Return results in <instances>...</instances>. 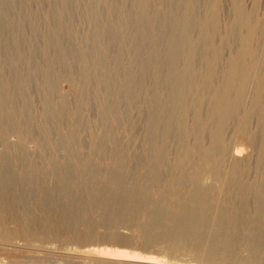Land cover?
I'll use <instances>...</instances> for the list:
<instances>
[{
	"label": "rangeland",
	"instance_id": "obj_1",
	"mask_svg": "<svg viewBox=\"0 0 264 264\" xmlns=\"http://www.w3.org/2000/svg\"><path fill=\"white\" fill-rule=\"evenodd\" d=\"M4 1L5 0L1 1L4 4L0 3V8L4 5L3 7H6L9 11H7L6 8L0 9L1 22L4 20L5 23L4 22L3 23H4V25H6V26H4L3 23L1 24V22H0V24H1L0 28H4V31L5 32L7 31L6 33H8V32L11 33V30H12V33L6 34L2 29H0V33L2 32L4 34L3 37L6 38L5 39L6 44L2 45V48L0 49V52H1L0 53V57H1L0 64L3 63V66H6L8 68V69L6 68V70L10 71V72H8L9 75L12 73L11 71H13V72L16 71L13 69H16L18 67L19 68L21 67V69H28L27 71H29V69L30 70L34 69L33 71H36L35 74L36 73L37 74H36V79L34 80V82L30 81L31 84L30 83L27 85L23 84V82L25 81L24 78H22L23 80L20 78L19 81H16V84L18 86L16 84H14L16 87V88L14 87V92H16L14 94V97L16 95L17 98L16 97L15 98L17 100L18 106H20V108H21L25 103H26V105L29 104V106H30L29 110L32 111L30 115L33 117V119H30L29 117H26V118L27 119L29 118L32 121L31 123L33 126H31V129H32L33 137L35 135L34 139L32 141L29 140L28 142H26L28 144L26 147H24L23 151H21V147H23V146H21V144L18 143V142H20L19 137H17L18 134L16 136L13 135L10 137V139H9L10 143H7L6 145L0 144V147H1L0 148V157L6 156V155H4V153L7 154L6 152L8 150L7 149L8 146H13L15 149V153L18 155V156H13V157L6 156L3 159V169H6L8 172H9V170H11L12 172L16 171L17 173H19L18 176L15 174L16 178L14 176L10 180L11 182L10 183L8 182V185H7V189L10 188L13 192L11 196L13 198H15L13 201L16 202V206H14L16 214L14 213V208L13 209L7 208L8 209L7 210L5 207V209H3L4 207L1 206V204H0V223H1L0 224V239L3 240L2 242L0 240V244H1L0 245V264H21V263L22 264L23 263L24 264H40V263L41 264H52V263L53 264H57V263H59V264H74V263L79 264L80 261H81V263L85 262V261L84 260L82 261L80 258H78L76 256H72V255L70 256L68 253H70V252L72 253V251H73L72 249L78 250L79 246H80L79 247L80 249L78 251H82L81 248H83V250H84L85 249L84 247L88 246V243L90 244V243H96V242H98V244L100 243L101 244L100 246H102V247L104 246V247L110 248V245H111V248L113 247L112 249H123V250H129L132 252L136 251L137 253L139 252L143 255H151V256H157V257L163 258V259H168V260H170L169 261L170 264L171 263L176 264V262L179 264L180 261L190 262L188 264H191V263L192 264H264V252L263 251H262V253L257 252L258 254L256 252L253 254V253H248L245 251H243V253H242V251H240V252H237L235 254V255H237V257H234L235 259L233 258L234 252L232 253V255H231V252H229L228 254L227 253L224 254L226 256L221 254L218 257H217V255L214 258L209 257L208 249L210 250L211 246L213 247L214 244L217 243L216 240H221V243H223L222 245H224L225 244L224 242L227 241V239H229L228 237L230 235L227 234V230H230L232 228L235 229L234 232L241 230L240 232H238V235H236L237 236L236 238H239L236 240H238V242H239L238 245L241 244L240 247H242V248H245V244H246L247 239H251V238L256 237V236L252 232L251 229H249L251 231L246 229L247 227L245 225L247 223H244V222L239 223V222H231V221L219 222L218 216H216L213 220L205 222L204 224L202 222V224H203L202 225L200 223V221L202 220V219L200 220V217H203V218L209 217L210 214L214 211L215 206L213 207V205H211V206H207V205L202 206L201 205L198 207L195 206L193 208H185V209L183 208L182 211L180 210L181 212L177 211V209L175 207H173L174 203H175V205L177 203V206L179 204L181 206V205L185 204L186 200H188V202H189V197H188L189 192L185 193L184 188L180 189V186H170L171 184L168 183L170 177L175 175V171L177 170V168L179 167V165L183 159L182 148H179V146L177 147V144L175 142L171 143V145L167 146L166 150H164L166 152V154H165L166 159H165L163 165H164L166 176L163 178L164 179L163 182H157L155 184L154 177L150 176L149 173L145 169H141V173H139L138 175L131 174V176H129L127 178V181H126L127 183H124L126 176L124 175L125 173H122V172L110 173L109 175L105 176L104 179L102 181H100V183L98 180V178H99V174H97L98 172L96 174H94V176H92V174L90 176H88V175L83 176L82 179L86 178L87 181L85 182V184L82 185L83 187L78 186V188H76V189L73 187L72 181H68L64 185H60V183H59V180H61V176H59V175H61V173L64 170L68 171V170H73V169L74 170H77V169L81 170V168H84V169L90 168L91 171H93V172H95V171H103L104 172V170L106 172H108V171H110V169L112 167H118V169H121V166L126 165L128 172H134V171H136L137 168H139V167L142 168V166L145 165V163L147 162V159H148L149 147L146 144V134H145V130H144L145 119H143L145 117L144 113L142 111L140 112V110L134 108V104H133V106L131 105L132 102L135 101V98H133V100L130 104L131 106H128V104H125V103L124 104L119 103L114 109V114H113L114 120L111 121L112 123L108 122V120H107L108 116L104 115L101 111L103 105L100 104L101 102L98 101V98H97V96H98L97 94H98L99 90L94 89V87H95L94 82H96V77L98 76V74L100 75L103 72L104 67H105L104 62L106 60L111 62V64L113 65L112 70L114 71V73H116L112 76L111 85L113 84V81H114L115 82L114 87L115 88L117 87L116 93H118L116 95L113 93L109 94L110 100L113 101L114 97L119 95L120 92H122L123 90L128 91L127 86H130V84H131L130 76H127V77L124 76V77H126L125 79H124V77L121 76L122 75L121 72H123L121 70L122 66H125V68L132 67L134 69H138L139 72L142 70V71L146 72L147 74H149L148 72L151 73V70L158 69L159 67H161V65L170 67L172 65H175L178 62H182V60H184V58L187 54L186 48H179V46H178V43L180 41H182V39H183V37H181L183 35V32H182L183 29L181 26V21L185 17V14H186L184 7H188V6H192V5L194 8L196 7V10H195V13H196L195 16L197 15L196 19H194V21L192 20L189 23V26H190L191 31H192L190 39H191V43L200 47L202 45V42L201 43L199 42V39L201 40L200 33H199L200 31H199L198 23H196L195 21L198 19L197 22H199L200 21L199 19H201L202 15H204V13H206L208 11H209V15H212V16L215 15L214 14V8L211 9V5H212L213 0H191V1L190 0H185V1L184 0H174V1L169 0V2L167 4L168 8L163 7V9H165L166 13L168 12L169 17H170V15L173 14V11L175 12V14L173 16H171L170 17L171 19L168 21L170 25L167 22L166 24H164L163 27L162 26L158 27V26H156V24H153L155 27L154 26L152 27V25H149L148 23L145 22L146 17L147 16L149 17V14H151V12L153 11V8L147 7L146 5H144L142 3L140 4L139 3L140 0H139V2H138V0H68V1L67 0H6L7 2L6 1L4 2ZM175 1L176 2L178 1V2L176 3ZM229 1H230V3H229ZM144 2H145V4L149 5L151 3H155V0H146ZM181 2H182V4H181ZM194 2H195V4H193ZM258 2H259L258 15L260 18H262L264 16V5H263L264 0H259ZM114 3H115V5H114ZM136 4H137V6H136ZM180 4H181V6H180ZM185 4H187V5H185ZM183 5H185V6H183ZM244 5L248 11H252L255 8V6L257 5V2H256V0H244ZM64 6H66V7H64ZM172 6H174V7H172ZM223 6H224L223 7L224 14L222 16V22H223V24L228 26L233 21V18H234L233 10L235 11V7H234V4L232 3L231 0H223ZM104 7L106 10L103 9ZM65 10H67L66 11L67 13L65 12ZM197 13H199L200 16ZM226 13H228V14H226ZM101 14L103 15L104 19L102 18ZM166 15L167 14H165V13H160L157 21L159 20V22H160L161 19L165 20ZM181 15H182V17H181ZM7 16H9V17L7 18ZM94 16H95V18H94ZM160 16H161V18H160ZM119 17H120V19H119ZM9 18H10V20H9ZM56 18H57V22H56ZM104 20H105V22H104ZM51 21H52V24H51L52 26L50 25ZM100 21H103V22L100 23ZM175 21H177V22H175ZM193 22H195V23H193ZM6 23L7 24L9 23V24L7 25ZM32 23L34 25H39V28L37 27L36 29H34ZM178 23H180V24H178ZM17 24H20L22 28H19L20 27L19 25L16 26ZM101 24L105 25V26L108 24L109 25L112 24L114 26L116 25V27H118V30L115 32L114 31L109 32V31H107V27L102 28ZM9 25H11L10 26L11 28L9 27ZM171 25H173V26H171ZM6 27H7V30H6ZM15 27H17V28L13 29ZM54 27H55V29H53ZM148 27H149V30L147 29ZM168 27H170V28H168ZM27 28H29L30 30ZM104 28H106V29H104ZM92 29H93V31H92ZM167 29H169V30H167ZM232 29L235 30V27H233ZM109 30H111V29H109ZM14 31H16L17 33L15 32V34H14ZM49 31L51 32V34ZM57 32H59V33H57ZM106 32H107V35H106ZM166 32H168V33H166ZM170 32H172V33H170ZM39 33H40V35H39ZM108 33H110L111 36ZM196 33H197V35H196ZM5 34H6V36H5ZM139 34L141 35V37ZM172 34H174V35H172ZM176 34H178V35H176ZM193 34L195 37L193 36ZM20 35L22 36V38ZM45 36H47V37H45ZM59 36H61L62 38L61 37L59 38ZM97 36H99V37H97ZM175 36H177V37L175 38ZM198 36H199V38H198ZM15 37H17L19 39V42H17L16 44L10 43V42L15 41V40H13ZM112 37L113 38L115 37V39L113 40ZM138 37H139V40H138ZM50 38H51V41H53L52 43H51V41H49ZM64 38H65V40H64ZM148 38L151 42L148 40ZM156 38H158V39H156ZM91 39H92V41H91ZM97 40H98V42H96ZM144 40L147 41V44L144 43ZM157 40L161 44H159L157 42ZM63 41H65V42H63ZM112 41H113V43H112ZM21 42H22V44H21ZM28 42H29V44H27ZM7 43H10V44H7ZM19 43L21 46L19 45ZM24 43H26V44H24ZM63 43L64 44L66 43V45H64ZM96 43H99L100 46L105 48L106 52L102 53L103 55H101V53L94 54L93 50H94V46L96 45ZM148 43H149V45H151L150 47H149ZM171 43H172V45H171ZM83 44L84 45L86 44V45L84 46ZM243 44H244V42H241V45H243ZM6 45H8V46H6ZM11 45H13V47L15 46L14 49L12 48ZM47 45H48V48H47ZM63 45H64V47H63ZM10 46L13 50L10 48ZM80 47H81V49H80ZM110 47H111V49H113V52H115L116 54L113 53L111 51V49H109ZM114 47L117 49H115ZM140 47H141V49H140ZM147 47H148V49H147ZM153 47H158L160 51L158 50L157 58L149 59ZM177 47H178V49H177ZM8 48H9V50H8ZM75 49L77 50L76 53L74 52ZM107 49H109V50H107ZM236 49H238V47H236ZM236 49H235V51H237ZM20 50H22L23 52H21ZM35 50H36V52H33ZM67 50H68V54H67ZM13 51L16 54V56H14ZM25 51H26V53H25ZM69 52H71V53H69ZM262 52H263L262 54H263V59H264V46L262 48ZM23 53H25V54H23ZM78 53H79V55H78ZM89 53H90V56L89 55L87 56V54H89ZM57 54H58V56H57ZM121 54H123V55H121ZM17 55L20 56V57L18 56L19 59L16 58ZM47 55H49V56H47ZM68 55L69 56L71 55V56L68 57ZM74 55L75 56L78 55V57H76V60L73 59ZM109 55L112 56L113 58L112 57L109 58ZM230 55H231V58L234 59V51H233V53L231 52ZM12 56L16 59H14ZM31 56H34V57L32 58ZM51 56H54L53 59ZM104 56L105 57L107 56V58H105ZM10 57H12V58H10ZM22 57H24V58H22ZM42 57H43V59H42ZM48 57H51V58L48 59ZM118 57H119V60H118ZM147 57H149V58H147ZM54 58H57L59 60L54 59ZM67 58H69V59H67ZM124 58H126V59H124ZM198 58L199 57L195 55L194 61L196 62L198 60ZM23 59H24V61H23ZM146 59H148V60L146 61V64H145L143 61ZM9 60L10 61L12 60V61L10 62ZM49 60H51V61L49 62ZM55 60H56V62H55ZM67 60H69V62H67ZM97 60H99V61L97 62ZM200 60H198V62ZM57 61L59 63H57ZM76 61L79 63H75ZM22 62H24V64ZM46 62H47V66H46ZM70 62H72V63H70ZM99 62H100V64H99ZM139 62H140V64H139ZM20 63L22 66L23 65H27V66L22 67L21 65H19ZM34 63H36V64L34 65ZM113 63H115V64H113ZM126 63H127V65H125ZM141 63H143L144 66L141 65ZM30 64H32V65H30ZM56 64H58L59 66ZM62 64H64L65 66ZM121 64H122V66H121ZM10 65H12V66H10ZM41 65H42V67H41ZM82 65H86V67L84 66L85 68L82 69V67H81ZM54 66H56V67H54ZM66 66H68V67H66ZM141 66H143V67H141ZM1 67H2V64H1ZM51 67H52V69H51ZM116 67H118V68H116ZM66 68H68V69L66 70ZM77 68H78V70H81L80 73H84V72L88 71V73L86 74L87 76H84L83 79H78L79 87L77 85H75L70 80L71 75L74 74L73 72L77 71ZM50 69L51 70L55 69L54 70L55 72H53V71L51 72ZM65 71H67V73ZM68 71H69V75H67V76H69V79H68V77L66 78V74H68ZM43 72H45V73H43ZM50 72H51V74H50ZM117 72H118V74H117ZM52 73H54V75ZM119 73H121V74H119ZM37 75H38V77H37ZM63 76L65 79L63 78ZM118 76H121L122 78L120 77V79H118L116 81ZM12 77H13V75H12ZM52 77H53V79H52ZM113 77H114V79H113ZM28 78H29V76H28ZM42 80H44V81H42ZM20 82H22V83H20ZM42 82H43V84H42ZM45 84H46V86L43 87V85H45ZM49 85H51V86H49ZM21 87H23L22 88L23 91H21L22 90ZM78 88H83V90H85L88 93V97L86 99V102L82 101V94H80ZM102 88L107 90L106 85ZM102 88L100 87V90H103ZM43 90H45V91H43ZM119 90H120V92H119ZM168 91H169V89H166L164 92V96L167 99L169 98V96L171 97V95H172V93L168 92ZM47 92H48V94H47ZM110 100L108 102H110ZM49 101H52L53 107L51 106V102H50L51 108L48 106ZM65 103L68 105V107L70 109L74 110L72 112L73 117H72V119L67 118L62 125L61 124L59 125V124H57L58 122H56L57 121V115L59 114L58 111L63 107V105L65 106ZM107 103H105L103 107H105L107 105ZM126 108H127V110H126ZM46 110L48 113H45ZM128 110L130 112H128ZM55 111H56V113H55ZM50 113H52V114H50ZM26 118H24V121L27 124L29 121ZM11 125H14V124L11 123ZM73 128H76V129H73ZM138 128L139 129L142 128V130H139ZM36 132H38L39 134ZM74 133H75V136H74ZM233 133L234 132H232L231 134H232V137L234 138L235 133L234 134ZM68 135H69V137H68ZM70 138H74V145L75 146L71 147L68 145L69 148H67L65 142H67L68 139H70ZM132 138H134V139H132ZM235 138H237V139L233 142L235 145H237L238 147L243 149V156L247 155V153H245V152H248V154L253 152V150H254L253 147L252 146L250 147V145L246 141H243L241 138H239L241 140V141H239L237 136ZM163 140L164 139H161V141L158 140V142L160 144H162L165 142ZM241 142L242 143L244 142V143L242 144ZM117 144H120L122 147L125 146L127 149V153L124 155V158L122 160L123 162H119V160L116 159L117 157H115V154H116L115 149H116V147H118ZM175 148H176V150H175ZM102 149L103 150L106 149L107 152L106 153L102 152L101 151ZM141 151H143L142 154H140ZM16 154H14V155H16ZM144 154L147 156H145ZM144 156H145V158L143 159ZM171 158H172V160H171ZM11 161H13V162H11ZM37 169H46L47 174L44 175V174H40V173L39 174L34 173V172H36ZM28 171L31 173H29ZM12 172H10L9 174H12ZM24 173H25V175H24ZM40 175H41V177H40ZM109 176H110V178H111V176H113V177L110 179V178H108ZM149 177H150V179H149ZM253 177H254V173H251L249 175L248 180L250 179V182L254 181ZM114 178H116V179H114ZM113 179H114V181H113ZM118 179H119V181L120 180L121 181L119 182ZM104 180H105V182L103 183ZM57 184H59L60 186ZM152 186H153V188H152ZM178 189L182 190V193L185 196H183L182 200L176 201L175 200L176 198L174 197V195L176 193H178L177 192V191H179ZM94 191H96V192L94 193ZM85 196H87L88 198ZM179 196H181V194ZM91 197H93V198H91ZM167 198L171 199V201H174V203L173 202H172L173 204L169 203ZM50 199H51V201H50ZM109 200L111 201L112 206L114 205L113 206L114 208L112 207L110 209L108 206H106L107 205L106 202H108ZM128 200H129V202H128ZM52 202H53V204H52ZM87 202H88V205L86 204ZM250 202H251V204L254 203V196L250 197ZM167 203H168V205H167ZM48 204H51V205L55 204V205H57L58 208L59 207L61 208L62 206L68 207L71 205L70 208L72 211L74 208H77V211H79L78 215L76 216L77 219L72 218L70 220V223H72V225L73 224H74V226L76 225L75 229L70 228L72 233L70 231H68L69 229H66L65 226H63V227L62 226L58 227L55 225L48 226L47 225L48 222H46V220H44L46 225H44V222H43L42 226H38V223H35V221L38 218L43 219V217H44L43 215L46 214L44 209ZM85 206H87V207L89 206V207L86 210L82 209ZM256 207L257 206H255L253 210L257 211L258 207L257 208ZM31 208H32V212L30 211ZM40 208H42V209H40ZM38 209H40V211ZM4 210H6V212ZM166 210H167V212H166ZM8 211H9V213H8ZM141 211L143 212V215H142L141 221H140L141 222V228H140V230H137V228H138L137 227L138 226L137 221L131 220V219L135 218V216H134L135 213H137V212L141 213ZM40 213H42V214H40ZM165 213L167 214V216ZM178 213H180V214L178 215ZM10 214H11V216H10ZM18 214H20V215H18ZM35 214L38 217L34 216ZM176 214L179 218H182L181 220H183L184 218H188V219H190V221L192 223L193 222L195 223V221H199L200 226H199V224H198V227L196 226V224L193 225L194 227L191 226V228L193 227V229L190 230L191 232L193 231L192 233L191 232L185 233L186 231H184V230H182V232H181L180 227H178L179 223L181 221H180V219H177L178 217L175 216ZM50 216L51 215H47V218L51 219ZM97 217H98V219H97ZM9 218L11 221L9 220ZM154 218H155V220H154ZM1 220H2V222H1ZM4 220H6V221H4ZM75 220H77V221H75ZM124 220H125V222H124ZM31 221L32 222L34 221L33 224H31L32 223ZM90 221H91V223H90ZM135 221H136V223H135ZM21 223H23L24 225ZM81 223H82V225H81ZM35 224H37V225H35ZM101 224H103V225L101 226ZM109 224L111 227L109 226ZM9 225H10V228H9ZM16 225H18V226H16ZM103 226H104V228H103ZM51 227H52V229H51ZM97 227H98V229H97L98 231H95L96 230L95 228H97ZM99 227H101V228H99ZM105 227H107L108 229H106ZM112 227L113 228L115 227L114 228L115 230L114 229L112 230ZM31 228H33L34 230L36 229L35 230L36 232L34 231L35 235H34V232L32 234ZM59 228H61V229H59ZM93 228H94V230L91 231ZM109 228H111V229H109ZM18 229H20V230H18ZM45 229L47 232L45 231V233H44ZM62 229H63V231H62ZM195 229H197V230H195ZM39 230H41V234H40ZM195 231H196V233H194ZM67 232H69L68 236H67V234H65ZM179 232H180V234H178ZM77 233H78V235H77ZM181 233H183V234L181 235ZM189 233H191V234H189ZM36 234H38V235H36ZM72 234H74V236ZM94 234H96V235H94ZM192 234H193V236H192ZM54 235H55V237H54ZM90 235H92V236H90ZM197 235L200 237H198ZM66 236L68 238H66ZM69 236L71 237V239ZM81 236L84 238H82ZM94 236L97 238L99 237V239L97 240V238H95ZM90 237H91V239H90ZM198 238H200V239H198ZM201 238L203 241L201 240ZM72 239H74V240H72ZM176 239H177V241H176ZM240 239H241V241H239ZM165 240H166V242H165ZM189 240H191V241H189ZM18 242L21 245L16 244ZM189 242L191 243L192 246H190V248H189V246L185 247L187 245V243H189ZM194 243L197 246H195ZM221 243H218V244H221ZM45 244H47L46 246H48V244L49 245L56 244L57 246L51 245L50 247L48 246V248H46ZM173 244L176 247H173ZM179 244H181V245L183 244V245L180 246ZM14 245H16V246H14ZM17 245H19V247ZM69 245H71V246H69ZM262 245L264 246V244H262ZM60 246H62V247H60ZM68 246L70 248H68ZM75 246H76V248H75ZM97 246H99V245H97ZM177 246H179L180 247L179 249H181L182 251L177 249ZM200 246H202V250H203L202 255L201 254L198 255L197 252L194 250V249H196V247L199 249ZM232 246L233 245L230 244V248H232ZM263 246H260V247H263ZM16 247H17V249H16ZM51 247H54V248H51ZM71 247H72V249H71ZM204 248H205V250H204ZM30 250H33L34 252L30 251ZM174 250H176L177 252ZM62 252L63 253L65 252L68 255H64ZM238 255H239V257H238ZM258 255H259L260 259L258 258ZM25 257H27V259ZM231 258H233L234 260H232ZM37 261H39L40 263ZM82 264H88V263H82ZM89 264H90V262H89ZM180 264H181V262H180Z\"/></svg>",
	"mask_w": 264,
	"mask_h": 264
},
{
	"label": "bare ground",
	"instance_id": "obj_2",
	"mask_svg": "<svg viewBox=\"0 0 264 264\" xmlns=\"http://www.w3.org/2000/svg\"><path fill=\"white\" fill-rule=\"evenodd\" d=\"M1 1L2 0H0V3H2ZM144 1H146V0H140V2L138 0V2L140 4L142 3V4L146 5L147 7L153 8V11L151 12V14H149V17L147 16L145 19V22L148 23L149 25H152V27L154 26L153 24H156V26H158V27L159 26L163 27L164 24H166L171 19L170 17L175 14V12L172 10L173 14L170 15V17H169L168 12L166 13L165 9H163V7L164 8L167 7L169 0H155V3H151L152 5L151 4L147 5V4H145ZM231 1L234 4L235 11L233 10L234 18H233V21L231 22L230 25L226 26L222 22V16L224 14L223 0H213L212 5H211V9L214 8V14H215L214 16L209 15V11H208V12L204 13V15H202L201 19H199L200 20L199 22H197L198 19L195 21L196 23H198V27H199V31H200L199 33H200L201 40L199 39V42L200 43L202 42V45L200 47L191 43V39H190L192 31H191V28L189 26V23L192 20L194 21V19H196V16H197V15L195 16L196 7L194 8L193 5L188 6V7H184L186 14H185V17L181 21V26L183 29V31H182L183 35L181 37H183V39H182V41H180L178 43L179 48H186V50H187L186 51L187 54H186L184 60H182V62H178L175 65H172L170 67L161 65V67H159L158 69L151 70V73L148 72L149 74H147L146 72H144L142 70L139 72L138 69H134L132 67L125 68V66H122V64H121L122 69L121 68L120 69L123 71V72L120 71L122 73L121 76L122 77L130 76L131 84H130V86H127L128 91L123 90L124 92L123 91L120 92V90H119L120 94L115 96L113 101L110 100L109 94L113 93L116 95L118 93H116L117 87L116 88L114 87V83H115L114 81H113V84L111 85L112 76L114 74H116L112 70L113 65L111 64V62L106 60L104 62L105 67H104L103 72L100 75L98 74V76L96 77V82H94V86H95L94 89L99 90V92L97 91L98 92V94H97L98 95L97 96L98 101H100L101 102L100 104H102L104 106V104L110 100V102H108L105 107L102 106V110H101L104 115L108 116V118H107L108 122H111L114 120L113 119L114 118L113 117L114 109L119 103H123V104L125 103V104H128V106H131V105L133 106V104H134V108H136V109L140 110V112L142 111L144 113L145 117L143 119H145L144 130H145V134H146V144L149 147L148 159H147V162L145 163V165H143L142 168L141 167L137 168L136 171H134V172H128L127 166L123 165V166H121V169H118V167H112L110 169V171H108V172H106L104 169H103L104 172L103 171L93 172V171H91L90 168L89 169L81 168V170L80 169H77V170L73 169V170H68V171L64 170L61 173V175H59V176H61V180H59L60 185H64L68 181H72L73 187L76 189V188H78V186L81 187L87 181L86 178L82 179L83 176H87V175L90 176L91 174H92V176H94V174H96L98 172L97 173V174H99L98 180L100 183V181H102L104 179V177L109 175L110 173L122 172V173H125L124 175L126 176L124 183H127L126 182L127 178L129 176H131V174L138 175L139 173H141V169H145L149 173L150 176L154 177L155 184H156L157 182H163V180H164L163 178L166 176L164 165H163V163L166 159L165 158L166 152L164 150H166V147L171 145V143L175 142L177 144V147L179 146V148H182L183 159H182L179 167L175 171V175L170 177L168 183L171 184L170 186H180V189L184 188L185 193L189 192V195H188L189 202H188V200H186L185 204H183L184 206L183 205L180 206V204L177 206V203L175 205L174 201H171V199L167 198L168 202L171 204L174 203L173 207H175L177 209V211H179V212H181L183 210V208L185 209V208H193L195 206L198 207L201 205L202 206L213 205V207L215 206V208L209 217H205V218L200 217V220L201 219L203 220V221L202 220L200 221L201 224H202V222L204 224L207 221L213 220L216 216H218L219 222L231 221V222L247 223L245 225L247 227L246 229H248V230L251 229L252 232L256 236V237H253L251 239H247L246 244H245V248H242V247H240L241 244L238 245L239 242H238V240H236V239H239V238H236L237 237L236 235H238V232H240L241 230L240 231L238 230L235 232H234V230H235L234 228L227 230V234L230 236L228 237L229 239H227V241L224 242L225 244L222 245L223 243H221V240H216L217 243H215L213 247L211 246L210 250L208 249L209 257H213V258L216 255L218 257L221 254L224 255L226 253L228 254L229 252H231V255L234 252L233 258L237 257V255H235V254L237 252H240V251H242V253H243V251H245V252L253 253V254L255 252L256 253L257 252L262 253V251L264 252V246L262 245V244H264V59H263V54H262L263 53L262 48L264 46V16L262 18H260L258 15V10H259L258 9V6H259L258 1L259 0H256L257 5L255 6V8L252 11H248L246 9V7L244 5V0H231ZM229 3H230V1H229ZM2 4H4V3H2ZM181 4H182V2H181ZM181 4H180V6H181ZM187 4H185V5H187ZM193 4H195V2ZM114 5H115V3H114ZM185 5H183V6H185ZM3 6L0 9L6 8ZM136 6H137V4H136ZM64 7H66V6H64ZM172 7H174V6H172ZM103 9H105V7ZM7 11H9V10L7 9ZM66 11L67 10H65V12ZM160 13H165L167 15L165 17V20L161 19V21L159 22V20L157 21V19H158V16ZM197 14H199V13H197ZM226 14H228V13H226ZM199 16H200V14H199ZM8 17L9 16H7V18ZM120 17H119V19H120ZM181 17H182V15H181ZM57 18H56V22H57ZM94 18H95V16H94ZM102 18H103V15H102ZM160 18H161V16H160ZM9 20H10V18H9ZM0 22H1V19H0ZM3 22L5 23V21L3 20L1 22V24ZM101 22H103V21H100V23ZM104 22H105V20H104ZM175 22H177V21H175ZM195 22H193V23H195ZM4 23H3V25H4ZM51 24H52V21H51L50 25ZM102 24H101L102 28L107 27V31H109V32H112V31L115 32L118 30V27H116V25L114 26L112 24H110V25L108 24L105 26ZM168 24H169V22H168ZM178 24H180V23H178ZM18 25L20 26L19 28H22L20 24H17L16 26H18ZM32 25H33L34 29H36L37 27L39 28V25H34L33 23H32ZM4 26H6V25H4ZM10 26L11 25H9V27ZM171 26H173V25H171ZM233 27H235V30L232 29ZM16 28L17 27H15L13 29H16ZM168 28H170V27H168ZM0 29H2L4 31V28H0ZM27 29H29V28H27ZM53 29H55V27ZM104 29H106V28H104ZM109 29H111V30H109ZM147 29L149 30V27ZM6 30H7V27H6ZM167 30H169V29H167ZM92 31H93V29H92ZM15 32L16 31H14V34H15ZM9 33L10 32H8L6 34H9ZM11 33H12V30H11ZM57 33H59V32H57ZM166 33H168V32H166ZM170 33H172V32H170ZM6 34H5V36H6ZM50 34H51V32H50ZM108 34H110V33H108ZM194 34H193V36H194ZM3 35L4 34L1 32L0 33V49L2 48V45L6 44V40H5L6 38H4ZM39 35H40V33H39ZM106 35H107V32H106ZM172 35H174V34H172ZM176 35H178V34H176ZM196 35H197V33H196ZM99 36H97V37H99ZM110 36H111V34H110ZM45 37H47V36H45ZM60 37L61 36H59V38ZM140 37H141V35H140ZM176 37L177 36H175V38ZM21 38H22V36H21ZM198 38H199V36H198ZM114 39H115V37L113 38V40ZM156 39H158V38H156ZM13 40H15V41L10 42V43L16 44L17 42H19V39L17 37H15ZM64 40H65V38H64ZM138 40H139V37H138ZM148 40H149V38H148ZM49 41H51V38ZM91 41H92V39H91ZM52 42L53 41H51V43ZM63 42H65V41H63ZM96 42H98V40ZM157 42H158V40H157ZM241 42H244V44L241 45ZM10 43H7V44H10ZM112 43H113V41H112ZM144 43L147 44V41L144 40ZM158 43L161 44L160 42H158ZM21 44H22V42H21ZM24 44H26V43H24ZM27 44H29V42ZM19 45H20V43H19ZM64 45H66V43ZM64 45H63V47H64ZM148 45H149V43H148ZM171 45H172V43H171ZM6 46H8V45H6ZM11 46L14 49L15 46L14 47H13V45H11ZM11 46H10V48H11ZM150 46L151 45H149V47ZM236 47H238V49H236ZM47 48H48V45H47ZM76 49L74 51L75 53L77 51ZM80 49H81V47H80ZM109 49H111V47ZM109 49H107V50H109ZM115 49H117V48H115ZM140 49H141V47H140ZM147 49H148V47H147ZM177 49H178V47H177ZM235 49L237 51H235ZM8 50H9V48H8ZM158 50H159L158 47H153L150 58L149 57H147V58H149V59L157 58ZM20 51L23 52L22 50H20ZM93 51H94V54L101 53V55H103L102 53L106 52L105 48L100 46L99 43H96ZM111 51L113 52V49H111ZM233 51H234V59L231 58V55H230V53L231 52L233 53ZM33 52H36V50ZM13 53H14V51H13ZM25 53H26V51H25ZM25 53H23V54H25ZM69 53H71V52H69ZM113 53H115V52H113ZM67 54H68V50H67ZM78 55H79V53H78ZM78 55L77 56L74 55L73 59L76 60V57H78ZM88 55L90 56V53L87 54V56ZM121 55H123V54H121ZM195 55L199 57L198 60L201 59L199 62H198V60L196 62L194 61ZM14 56H16L15 53H14ZM18 56L19 55H17L16 58H18ZM47 56H49V55H47ZM57 56H58V54H57ZM70 56L68 55V57H70ZM12 57H10V58H12ZM24 57H22V58H24ZM31 57L33 58L34 56H31ZM51 57L53 59L54 56H51ZM51 57H48V59ZM111 57L112 56L109 55V58H111ZM16 58H14V59H16ZM105 58H107V56ZM42 59H43V57H42ZM54 59H57V58H54ZM67 59H69V58H67ZM124 59H126V58H124ZM0 60H1V57H0ZM57 60H59V59H57ZM118 60H119V57H118ZM147 60L148 59H146L144 61L142 60V61L146 64ZM23 61H24V59H23ZM50 61L51 60H49V62ZM98 61L99 60H97V62ZM55 62H56V60H55ZM67 62H69V60H67ZM22 63L24 64V62H22ZM57 63H59V62L57 61ZM70 63H72V62H70ZM75 63H79V62L76 61ZM1 64H2V67H1ZM1 64H0V144L6 145L7 143H10V141H9L10 137L13 135L16 136L18 134L17 137H19V139H20V142H18V143H20L21 146H23V147H21V151H23L24 147H26L28 144L26 142H28L29 140L32 141L35 137V135H34V137L32 135L33 133H32L31 126H33V125L31 123L32 121L30 120V119H33V117L30 115L32 111L29 110L30 106L28 103H27L28 105H26V103H25L21 108H20V106H18L17 100H16V98H17L16 95H15L16 98L14 97V94L16 93V92H14V87H15L14 84H16V81H19L20 78L25 79L23 84H25V85H27L29 83L31 84L30 81L34 82V80L36 79L37 73L35 74L36 71H33L34 69H32V70L29 69V71H27L28 69H21V67L16 68L14 66L16 69H13V70H16V71L15 72L11 71L13 74L11 73L10 74L11 76H10L8 74V72H10V71L6 70L7 67L3 66V63H1ZM35 64L36 63H34V65ZM99 64H100V62H99ZM113 64H115V63H113ZM139 64H140V62H139ZM19 65H21V63ZM30 65H32V64H30ZM56 65H58V64H56ZM62 65H64V64H62ZM125 65H127V63ZM141 65H143V63H141ZM10 66H12V65H10ZM23 66H27V65H23ZM46 66H47V62H46ZM84 66L86 67V65L81 66L82 69L85 68ZM143 66H141V67H143ZM41 67H42V65H41ZM54 67H56V66H54ZM66 67H68V66H66ZM116 68H118V67H116ZM51 69H52V67H51ZM67 69L68 68H66V70ZM54 70H51V72L52 71L55 72ZM80 71L81 70H78V68H77V71L73 72L74 74L71 75V79H70L78 87H79L78 79H83L84 76H87L86 74L88 73V71L84 72V73H80ZM51 72H50V74H51ZM65 72L67 73V71H65ZM43 73H45V72H43ZM121 73H119V74H121ZM52 74L54 75V73H52ZM117 74H118V72H117ZM12 75H13V77H12ZM67 75H69V71H68V74H66V78L68 77V79H69V76H67ZM28 76H29V78H28ZM121 76H118L116 81L118 79H120ZM37 77H38V75H37ZM114 77H113V79H114ZM126 77H124V79ZM63 78H64V76H63ZM52 79H53V77H52ZM42 81H44V80H42ZM20 83H22V82H20ZM42 84H43V82H42ZM105 85L107 86V90L102 88ZM45 86H46V84L43 85V87H45ZM49 86H51V85H49ZM100 87L103 90H100ZM22 88L23 87H21V89ZM166 89H169L168 92H171L173 95V96L171 95V97L169 96L168 99L164 96V92ZM78 90H79L80 94H82V101L86 102V99L88 97V93L85 90H83V88H78ZM21 91H23V89ZM43 91H45V90H43ZM47 94H48V92H47ZM133 98H135V101L132 102ZM50 102H51V106H52V101H49L48 102L49 107H50ZM131 102H132V104H131ZM126 110H127V108H126ZM73 111L74 110L70 109L68 107V105L65 103V106L63 105V107L58 111L59 114L57 115V121H56V122H58L57 124L62 125L67 118L72 119V117H73L72 112ZM128 112H130V111L128 110ZM45 113H48L47 110L45 111ZM55 113H56V111H55ZM50 114H52V113H50ZM26 117H29L30 119L29 118L27 119ZM24 118H26L29 121L27 124L25 123ZM11 123H13L14 125H11ZM73 129H76V128H73ZM139 130H142V128ZM232 132L235 133V134L234 133L233 134L235 137L236 136L238 137L239 141H241L239 139V138H241L243 141H246L250 145V147L252 146L254 149L253 152L248 154V152L244 151L245 153H247V155L243 156V149L238 147L237 145H235L233 142L237 138L234 137L235 138L234 139L232 137V134H231ZM36 133H38V132H36ZM69 135H68V137H69ZM74 136H75V133H74ZM74 138H70V139H68L67 142H65L67 148H69L68 145L71 147L75 146L74 145ZM132 139H134V138H132ZM161 139H164L163 141H165L162 144H160L158 142V140L161 141ZM117 145H118V147H116V149H115V153H116L115 157H117L116 159L119 160V162H123L122 160L124 158V155L127 153V149L125 146L122 147L120 144H117ZM7 149H8L6 152L7 154L4 153V155H6L8 157L18 156L15 153V149L13 146H8ZM175 150H176V148H175ZM101 151L104 153L107 152L106 149H104V150L102 149ZM142 153H143V151H141L140 154H142ZM14 154H16V155H14ZM145 156H147V155H145ZM145 156L143 157V159L145 158ZM5 157L4 156L0 157V204H1V206L4 207L3 209H5V207H6V209L7 208H9V209L14 208V213H15V207L14 206H16V202L13 201L15 198H13L11 196L13 192L10 188L7 189V185H8V182L9 183L11 182L10 180L15 176V174L18 176L19 173H17L16 171L12 172L11 170H9V172H8L6 169H3V159ZM171 160H172V158H171ZM11 162H13V161H11ZM10 172H12V174H9ZM29 173H31V172H29ZM34 173H36V174L40 173V174L45 175V174H47V171H46V169H37L36 172H34ZM251 173H254V177H253L254 181H252V182H250V179L248 180L249 175ZM24 175H25V173H24ZM40 177H41V175H40ZM112 177L113 176H111V178ZM15 178H16V176H15ZM108 178H110V176ZM114 179H116V178H114ZM114 179H113V181H114ZM149 179H150V177H149ZM118 181H119V179H118ZM104 182H105V180L103 181V183ZM57 185H59V184H57ZM152 188H153V186H152ZM95 192L96 191H94V193ZM177 192L178 193H176L175 195L173 194L174 197L176 198L175 200L176 201L182 200L183 196H185L182 193V190H179ZM180 194H181V196H179ZM251 196H254V203L253 204H251V202H250ZM85 197H87V196H85ZM91 198H93V197H91ZM50 201H51V199H50ZM128 202H129V200H128ZM52 204H53V202H52ZM86 204L88 205V202ZM106 204H107L106 206H108L110 209L114 206V205L112 206V203L110 200L108 202H106ZM167 205H168V203H167ZM255 206L258 207V208L256 207L258 209L257 211L253 210ZM70 207H71V205L68 207L62 206L61 208L60 207L58 208L57 205H55V204L54 205L48 204L45 207V209L43 208L45 210V213H46L43 215L44 216L43 219L38 218L36 221L35 220L34 221H35V223H38V226H42L44 220H46V222H48V224H47L48 226H51V225H55L58 227L65 226V228L69 229L68 231H70L72 233L70 228L75 229L76 225L75 226H74V224L72 225V223H70V220L72 218L77 219L76 216L78 215L79 211H77V208H74L72 211ZM88 207L85 206L82 209L86 210ZM40 209H42V208H40ZM40 209H38V210L40 211ZM4 211L6 212V210H4ZM9 211H8V213H9ZM30 211L32 212V208ZM166 212H167V210H166ZM40 214H42V213H40ZM179 214L180 213H178V215ZM18 215H20V214H18ZM47 215H51L50 216L51 219L47 218ZM142 215H143L142 211H141V213L137 212L134 214L135 218L131 219V220L137 221V225H138L137 226L138 228L136 227L137 230H140V228H141V222L140 221H141ZM10 216H11V214H10ZM34 216H37V215L35 214ZM166 216H167V214H166ZM175 216H177V214ZM97 219H98V217H97ZM177 219H180V221H181L179 223V226H178V227H180L181 232H182V230L186 231L185 233L191 232L190 230L193 229V227H194L193 225H195V224L197 227H198V224L200 226L199 221H195V223L194 222L192 223L190 221V219H188V218H184L183 220H181L182 218L178 217ZM9 220H10V218H9ZM154 220H155V218H154ZM4 221H6V220H4ZM75 221H77V220H75ZM91 221H90V223H91ZM136 221H135V223H136ZM1 222H2V220H1ZM33 222L31 224H33ZM124 222H125V220H124ZM21 224H23V223H21ZM35 225H37V224H35ZM44 225H46L45 222H44ZM81 225H82V223H81ZM102 225L103 224H101V226ZM16 226H18V225H16ZM109 226H110V224H109ZM191 226H193V227L191 228ZM9 228H10V225H9ZM99 228H101V227H99ZM103 228H104V226H103ZM105 228L108 229L107 227H105ZM114 228L112 227V230ZM20 229H18V230H20ZM31 229H32L31 231L33 234V232L36 229L35 230L33 228H31ZM51 229H52V227H51ZM59 229H61V228H59ZM95 229H96L95 231H98L97 230L98 227ZM109 229H111V228H109ZM41 230H39L40 234H41ZM93 230H94V228L91 231H93ZM195 230H197V229H195ZM251 230H249V231H251ZM45 231H46V229L44 230V233H45ZM62 231H63V229H62ZM35 232H34V235H35ZM191 233H189V234H191ZM194 233H196V231ZM65 234H67V236H68L69 232H67ZM96 234H94V235H96ZM178 234H180V232ZM182 234L183 233H181V235ZM193 234H192V236H193ZM36 235H38V234H36ZM72 235L74 236V234H72ZM77 235H78V233H77ZM67 236H66V238H68ZM90 236H92V235H90ZM54 237H55V235H54ZM198 237H200V236H198ZM82 238H84V237H82ZM95 238H97V237H95ZM70 239H71V237H70ZM90 239H91V237H90ZM98 239H99V237L97 238V240ZM177 239H176V241H177ZM198 239H200V238H198ZM72 240H74V239H72ZM166 240H165V242H166ZM201 240H202V238H201ZM2 241L3 240H1V242ZM189 241H191V240H189ZM239 241H241V239ZM96 243H90V244L88 243V246L84 247L85 248L84 250H83V248H81L82 251H78L80 249L79 248L80 246L78 247V250L72 249V247H71V249L73 251H72V253L70 252L68 254L70 256L71 255L76 256V257L80 258L82 261L83 260L85 261L82 263H88V264H89V262H90V264H170L169 263L170 260H168V259H163V258H159L157 256H151V255H143L139 252L137 253L136 251L132 252V251L123 250V249H112L113 247L111 248V245H110V248H107L104 246L102 247V246H100L101 245L100 243L99 244H98V242H96ZM218 243H221V244H218ZM16 244H19V242ZM49 244H48L49 247L51 245L57 246L56 244H51V245H49ZM230 244L233 245L232 248H230ZM19 245H21V244H19ZM19 245H17V246L19 247ZM46 245L47 244H45V246ZM97 245H99V246H97ZM179 245L182 246L183 244L182 245L179 244ZM14 246H16V245H14ZM48 246H46V248H48ZM69 246H71V245H69ZM69 246H68V248H70ZM188 246H189V248H190V246H192L190 242L187 243V245L185 247H188ZM195 246H197V245L195 244ZM260 246H263V247H260ZM60 247H62V246H60ZM173 247H176V246L173 244ZM51 248H54V247H51ZM75 248H76V246H75ZM179 248L180 247L177 246V249H179ZM16 249H17V247H16ZM179 250H181V249H179ZM194 250L197 252L198 255L199 254L202 255V253H203L202 246H200L199 249L196 247V249H194ZM204 250H205V248H204ZM30 251H33V250H30ZM174 251H176V250H174ZM63 254L68 255L65 252ZM224 256H226V255H224ZM27 257H25V258L27 259ZM238 257H239V255H238ZM233 258H231V259L234 260L235 258L234 259ZM258 258H259V255H258ZM37 262H39V261H37ZM180 262H181V264L190 263L187 261H180ZM180 262H179V264H180ZM82 263H81V261L79 262V264H82ZM57 264H59V263H57ZM176 264H178V263L176 262Z\"/></svg>",
	"mask_w": 264,
	"mask_h": 264
}]
</instances>
